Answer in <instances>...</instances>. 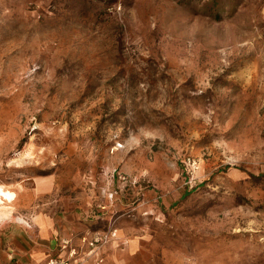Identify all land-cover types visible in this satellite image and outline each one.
Here are the masks:
<instances>
[{"label": "rangeland", "instance_id": "obj_1", "mask_svg": "<svg viewBox=\"0 0 264 264\" xmlns=\"http://www.w3.org/2000/svg\"><path fill=\"white\" fill-rule=\"evenodd\" d=\"M49 181L114 264H264V0H0V207Z\"/></svg>", "mask_w": 264, "mask_h": 264}, {"label": "crops", "instance_id": "obj_2", "mask_svg": "<svg viewBox=\"0 0 264 264\" xmlns=\"http://www.w3.org/2000/svg\"><path fill=\"white\" fill-rule=\"evenodd\" d=\"M39 194L41 202L32 212H14L13 218L0 219V264H44L53 257L67 258L64 242L82 250L73 264H97L92 250L81 242L89 233L88 200L74 199L52 181L41 183ZM110 250L103 248L98 254L105 264H114Z\"/></svg>", "mask_w": 264, "mask_h": 264}, {"label": "built area", "instance_id": "obj_3", "mask_svg": "<svg viewBox=\"0 0 264 264\" xmlns=\"http://www.w3.org/2000/svg\"><path fill=\"white\" fill-rule=\"evenodd\" d=\"M182 162L188 175L193 174L199 168L196 160L190 157L185 158ZM190 180L192 179L190 178ZM117 236V231L88 233L81 239V242L83 247H89L92 250V253L97 257V264H104V260L98 254L106 244L115 240ZM62 247L69 250L67 258L53 257L44 264H73L82 257V250L71 247L70 242H64Z\"/></svg>", "mask_w": 264, "mask_h": 264}, {"label": "bare ground", "instance_id": "obj_4", "mask_svg": "<svg viewBox=\"0 0 264 264\" xmlns=\"http://www.w3.org/2000/svg\"><path fill=\"white\" fill-rule=\"evenodd\" d=\"M4 199L11 202L15 199V194L10 191H5L3 188L0 187V204L3 203ZM11 209V207H0V219H8L12 217Z\"/></svg>", "mask_w": 264, "mask_h": 264}]
</instances>
